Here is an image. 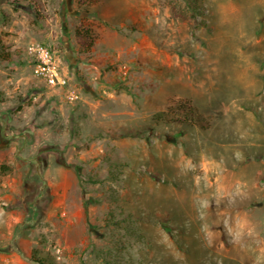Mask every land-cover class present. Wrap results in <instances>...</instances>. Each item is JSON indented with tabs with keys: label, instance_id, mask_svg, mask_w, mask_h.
<instances>
[{
	"label": "rangeland",
	"instance_id": "374dc122",
	"mask_svg": "<svg viewBox=\"0 0 264 264\" xmlns=\"http://www.w3.org/2000/svg\"><path fill=\"white\" fill-rule=\"evenodd\" d=\"M1 54L0 264H264V0H0Z\"/></svg>",
	"mask_w": 264,
	"mask_h": 264
},
{
	"label": "trees",
	"instance_id": "16d2710c",
	"mask_svg": "<svg viewBox=\"0 0 264 264\" xmlns=\"http://www.w3.org/2000/svg\"><path fill=\"white\" fill-rule=\"evenodd\" d=\"M191 4H197L198 0H188ZM77 33L84 37L85 40H89L90 44L93 43L94 36L91 35L89 30H78ZM9 55L1 54L0 59L6 60ZM155 119L158 121H176L184 124H199L202 127H208L210 123L207 117L199 111V109L194 105L191 99L186 97H180L168 106L165 110H160L154 115ZM98 182L99 180H93ZM119 197L114 196V200L119 201ZM123 211V210H122ZM129 220L133 222L134 215L128 213ZM30 260L36 264H49V259L45 255H33Z\"/></svg>",
	"mask_w": 264,
	"mask_h": 264
},
{
	"label": "built area",
	"instance_id": "2783aa9c",
	"mask_svg": "<svg viewBox=\"0 0 264 264\" xmlns=\"http://www.w3.org/2000/svg\"><path fill=\"white\" fill-rule=\"evenodd\" d=\"M32 49L33 55L35 56L36 73L48 80L51 84L58 85L65 83V80H62L53 66L52 51L46 46ZM72 98H75V96H72Z\"/></svg>",
	"mask_w": 264,
	"mask_h": 264
}]
</instances>
